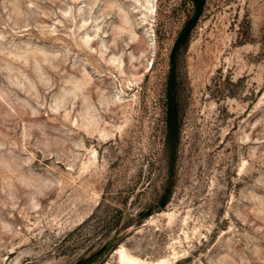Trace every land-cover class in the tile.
<instances>
[{"label":"rangeland","instance_id":"rangeland-1","mask_svg":"<svg viewBox=\"0 0 264 264\" xmlns=\"http://www.w3.org/2000/svg\"><path fill=\"white\" fill-rule=\"evenodd\" d=\"M118 249L264 264V0H0V264Z\"/></svg>","mask_w":264,"mask_h":264},{"label":"trees","instance_id":"trees-1","mask_svg":"<svg viewBox=\"0 0 264 264\" xmlns=\"http://www.w3.org/2000/svg\"><path fill=\"white\" fill-rule=\"evenodd\" d=\"M197 8H198V4L195 3L194 4V12L197 11ZM194 14L191 15L189 14L187 17H186V21L181 29V31L179 32V35H178V38H177V41H176V44L177 46H182V48L186 49L187 46H188V36H189V27L190 25L192 24V22L194 21Z\"/></svg>","mask_w":264,"mask_h":264},{"label":"bare ground","instance_id":"bare-ground-1","mask_svg":"<svg viewBox=\"0 0 264 264\" xmlns=\"http://www.w3.org/2000/svg\"><path fill=\"white\" fill-rule=\"evenodd\" d=\"M120 250H121V249H120ZM120 250L118 249V254L121 255V256H120V258L122 259L121 262H124V263L127 262V263H128V262L130 261V262H133V263H135V264H145V261L143 262V261H141L140 259H137V258H136L137 256L134 257V256H135V255H134V256L131 257V256H130L131 254H130V255H129V254L127 255V254H126L127 252H126L125 249H123L125 252H124L123 250H122L121 252H119ZM130 262H129V263H130ZM159 262H160V261H159ZM159 262H158V263H159ZM133 263H131V264H133ZM146 263H147V262H146ZM158 263H157V264H158ZM160 263H162V260H161Z\"/></svg>","mask_w":264,"mask_h":264},{"label":"water","instance_id":"water-1","mask_svg":"<svg viewBox=\"0 0 264 264\" xmlns=\"http://www.w3.org/2000/svg\"><path fill=\"white\" fill-rule=\"evenodd\" d=\"M114 245V241H110L107 245V249L111 248L112 246ZM102 253H99L97 255H94L93 257L91 258H88L82 262H80L79 264H93L98 258L99 256L101 255Z\"/></svg>","mask_w":264,"mask_h":264}]
</instances>
